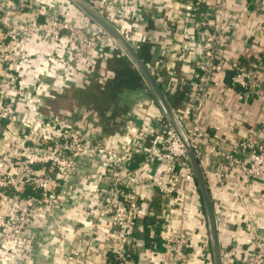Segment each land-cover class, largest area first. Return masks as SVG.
<instances>
[{
  "label": "built area",
  "instance_id": "built-area-1",
  "mask_svg": "<svg viewBox=\"0 0 264 264\" xmlns=\"http://www.w3.org/2000/svg\"><path fill=\"white\" fill-rule=\"evenodd\" d=\"M82 1L136 54L150 42L142 34L140 7L152 17L162 14L168 58L158 68L144 65L167 103L163 86L184 93L180 107L168 106L203 177L205 167L231 187L234 173L244 181L264 177V140L224 144L202 125L210 85L225 73L229 82H220L217 102L224 112L238 116L222 104L235 89L264 107V70L229 54L235 35L248 40L249 34L245 24L236 32L238 15L227 0ZM252 4L239 12L247 24L254 16L264 18V0ZM263 36L264 23L253 49ZM108 49L126 57L141 76L145 89L135 92L136 107L147 112L155 103L164 118L161 132L126 114L127 136L115 140L96 128L98 112L89 105L52 111L50 101L87 87L90 74L106 67L98 56ZM195 190L182 137L110 33L71 0H0V264H33L37 253L49 264L204 263L199 257L205 248H192V230L184 222ZM153 197L167 200L161 212L149 206ZM90 210L101 217L83 216ZM143 218L153 221L146 226L150 237L159 225L161 251L146 244ZM239 228L238 244L246 249L237 264H264L256 218L245 211ZM96 240L102 245L93 246Z\"/></svg>",
  "mask_w": 264,
  "mask_h": 264
},
{
  "label": "crops",
  "instance_id": "crops-1",
  "mask_svg": "<svg viewBox=\"0 0 264 264\" xmlns=\"http://www.w3.org/2000/svg\"><path fill=\"white\" fill-rule=\"evenodd\" d=\"M136 2L137 1L134 2V8H136ZM252 5V0H227V7L229 11L238 15L236 20V32L240 28L244 27V24L249 28H246L249 34L248 40H246L247 38L244 36L235 35L231 43L229 54L239 59L240 62L246 66L256 65L264 70V46L262 45L264 36L262 39L257 41L258 44H255L254 48L256 50L251 47L255 39L254 36L259 35V28L264 23V18L254 16L247 20V24L245 17L239 15L240 11L251 9ZM140 8L143 19L146 21L143 26L142 34L148 36L150 38V42L143 43L140 46L138 49V55L143 61L150 62L153 66L158 68L163 61L166 62L168 58L165 38L168 39L169 36H167L163 25L160 23L162 21V19H160L162 14L159 13L158 15H155V17H152L144 10L143 7ZM243 31H245V29L240 33H243ZM98 57L103 58L106 61V67L96 68L89 76L90 82L87 87L71 90V94L70 92H67L65 95L60 96L62 101L70 96L72 100H75V103L79 105H89L94 108V110L98 112L99 116L96 128L107 135H110L115 140H123L127 136V124L122 118V116L126 114L129 115V118L132 121L135 120L137 123H139L142 118L144 121L142 122L146 125H150L156 134L161 132L164 125V118L161 115V112H159L157 105L155 103L151 104L148 108H146L148 109L147 112H144L136 107V98L133 100L129 99L133 98V91L135 93L136 91L140 92L145 89L142 78L136 70L135 71L137 72L140 80L137 81L136 78H131V83H128L129 87L122 84L118 89H113L116 82L115 80H112V74L107 70L108 63L112 58H115L117 60H125L131 67H133L129 60L126 57H123L117 50L110 49L104 50ZM106 74H109L110 77L105 78ZM222 80L223 82H229L228 74L225 73L218 76V78H215L213 83L210 85V100L207 102L205 106V113L202 116V125L205 130L211 136L218 138L224 144L229 143L230 140L235 141L242 140L244 138H257L264 140V107H261L257 102H255V100L245 97L240 89L231 90L227 92L225 98L222 100V104L225 107L234 110L238 114L236 117H230L229 114L224 112L217 104L219 99L222 98L218 93V86ZM107 82L109 83V86L107 87V90L105 89L104 91L107 92L109 90L108 98L110 100L105 104V106H102L101 108L93 102L86 104L80 102L79 95L83 93V91H86L84 93L92 94L102 93V89L104 87L103 85L104 83L106 85ZM163 89L170 106L180 107L184 93L180 91H171L170 89H166L164 86ZM149 97L151 98L152 96L149 94ZM113 105V112L106 116L105 113L107 109ZM136 116L139 117L138 120ZM203 173L214 209L217 224L218 244L222 254V256H220L223 257L222 262L223 264H237V258L243 257L244 249H246L243 244H238V242H241L242 240L239 227H241L244 223L245 211L249 215L256 218L257 229L264 235V177L256 180L244 181L236 173H234V185L231 187L220 184L218 174L214 169L205 167L203 169ZM236 193L243 196L242 201L239 200ZM166 203L167 200H164L163 198L153 197L149 201V206L157 212H161ZM88 214H93L95 216L96 213L90 210V213L88 211L86 214H83V216ZM96 215L97 217H101V214L99 213ZM83 216L80 222L83 221ZM97 217L95 216V219L98 220ZM185 218V226L192 230V248L195 250H198L201 247L205 248L201 253L202 257H199V259H203L204 263L197 262L196 264H214L208 223L199 190L192 192L191 199L186 207ZM141 223L144 227V238L148 246L152 247L154 244V242H152V239H154L153 237L160 240L159 225L155 228L154 235L150 237L149 229L146 228V226L153 223V221L148 218H143ZM101 245V240H96L93 243V246L95 247ZM159 250L161 251L162 249L159 248ZM37 255L42 257L39 253H37L35 257ZM35 257L33 264H38ZM42 260H44V264L50 263L49 259ZM94 260L96 262H100L102 257H96ZM38 262L42 264V262Z\"/></svg>",
  "mask_w": 264,
  "mask_h": 264
},
{
  "label": "water",
  "instance_id": "water-1",
  "mask_svg": "<svg viewBox=\"0 0 264 264\" xmlns=\"http://www.w3.org/2000/svg\"><path fill=\"white\" fill-rule=\"evenodd\" d=\"M86 16H89L93 19L96 23L102 26L108 33H110L116 40L121 44V46L126 50L130 58L133 60L141 74L143 75L144 79L146 80L149 88L151 89L154 97L158 100L161 104L163 110L165 111L169 121L174 125L180 136L182 137L184 144L188 151V156L190 159V163L193 167L194 174H195V181L198 185V189L200 192V196L203 201V206L206 214V219L208 223L210 241H211V248L213 253L214 264H222L221 256H220V249L218 244V236H217V227H216V219L214 214L213 205L209 196V192L207 189V185L205 182V178L199 168V165L196 159L193 156L192 151L189 149V146L186 144V141L183 137V134L180 128L177 126L176 122L174 121L168 103L166 102L163 94L161 93L159 87L155 84L153 78L151 77L150 73L146 69L144 65V61L140 58L138 54H136L130 46L127 44L125 39H123L108 23H106L100 16L97 18L93 14H91L88 10L83 9L79 3H82L84 6H87L82 0H71ZM88 7V6H87Z\"/></svg>",
  "mask_w": 264,
  "mask_h": 264
},
{
  "label": "rangeland",
  "instance_id": "rangeland-1",
  "mask_svg": "<svg viewBox=\"0 0 264 264\" xmlns=\"http://www.w3.org/2000/svg\"><path fill=\"white\" fill-rule=\"evenodd\" d=\"M132 68L133 67H131L129 65V63L125 60H117L115 58H112L110 60V62L108 63V69L107 70L112 74V76H111V78H113L112 80H115V82H116L113 89H118L120 87V85H122V84L129 87V84L131 83L130 82L131 78H136L137 81L140 80L139 76L137 75V72L135 71V69H132ZM130 74H132V75H130ZM131 76H133V77H131ZM110 82H112V81H110ZM138 85H140V84H138ZM103 86L104 87L102 89V93H99V94L84 93L86 91H83V93H81L79 95L80 102L85 103V104L89 103V102H93L98 107H101V108H102V106H105V104L108 103V101L110 100L108 98L109 97V92H108L109 90L107 92L104 91L105 89L107 90L109 83L107 82L106 85L104 83ZM104 92H106V93H104ZM59 100L61 101L60 104H57L58 100H56V99H55V101L54 100L50 101V103L53 104V107L55 109H57V107L59 105H63L64 107H69L71 105L70 96L68 98H66L64 101H62V99H59Z\"/></svg>",
  "mask_w": 264,
  "mask_h": 264
},
{
  "label": "trees",
  "instance_id": "trees-1",
  "mask_svg": "<svg viewBox=\"0 0 264 264\" xmlns=\"http://www.w3.org/2000/svg\"><path fill=\"white\" fill-rule=\"evenodd\" d=\"M252 1H254V0H252ZM227 74V73H226ZM136 92H138V91H136ZM132 95H133V98H129V99H134L135 98V93H134V91H133V93H132ZM213 137V136H212ZM137 161H138V159H136V162L133 164V165H135L136 163H137ZM148 224V223H147ZM154 239H152V242H154V244L152 245V247L151 248H153L154 250H159V248H161V246H160V240L158 239V238H156V237H153ZM146 244H147V242H146ZM148 245V244H147ZM42 259H44L43 257H41V256H36L35 257V260H36V262L38 263V264H40L38 261H40V262H42V264H44L43 262H44V260H42Z\"/></svg>",
  "mask_w": 264,
  "mask_h": 264
},
{
  "label": "flooded vegetation",
  "instance_id": "flooded-vegetation-1",
  "mask_svg": "<svg viewBox=\"0 0 264 264\" xmlns=\"http://www.w3.org/2000/svg\"><path fill=\"white\" fill-rule=\"evenodd\" d=\"M70 92V94H71V90L70 91H68V93ZM59 99H61L60 97H58L56 100H58L57 101V104H60V100ZM55 101V100H54ZM53 101V102H54ZM75 100H72L71 99V105L69 106V107H64L63 105H59L58 107H57V109H55L54 107H53V104H51L50 103V107H51V109H52V111L53 112H55V113H60V112H63V111H65V110H70V109H72V108H74L75 107V105L77 104V103H75L74 102Z\"/></svg>",
  "mask_w": 264,
  "mask_h": 264
},
{
  "label": "bare ground",
  "instance_id": "bare-ground-1",
  "mask_svg": "<svg viewBox=\"0 0 264 264\" xmlns=\"http://www.w3.org/2000/svg\"><path fill=\"white\" fill-rule=\"evenodd\" d=\"M79 5L85 9V10H88L91 14H93L94 16H98L97 18H100L99 15L97 13H95L91 8L87 7V6H84L82 3H79Z\"/></svg>",
  "mask_w": 264,
  "mask_h": 264
}]
</instances>
